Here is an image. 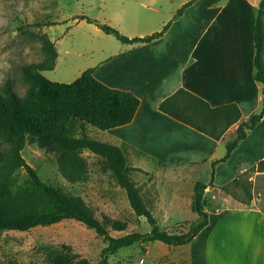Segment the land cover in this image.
<instances>
[{"label":"crops","instance_id":"0c3cea01","mask_svg":"<svg viewBox=\"0 0 264 264\" xmlns=\"http://www.w3.org/2000/svg\"><path fill=\"white\" fill-rule=\"evenodd\" d=\"M260 1L98 0L99 17L81 15L109 24L128 38L148 36L170 22L162 36L148 43H121L95 24L78 19L77 23L87 25L100 41L95 48L78 53L97 52L95 63L87 69L93 70L99 82L130 92L140 101L130 123L102 131L99 140L119 147L127 166L137 169L134 173H159L171 206L176 201L180 204L183 184L191 188L186 193L190 203L196 182L206 185L204 195L213 200L230 197L231 181L244 173L250 174L248 180L254 184L264 177V115L227 160L211 167L224 156L225 144L234 138L237 125L247 122L261 106L262 87L254 79L253 64V32ZM138 8L149 14H139ZM181 8V15L173 19ZM147 25L146 32L136 33L138 27ZM179 88L212 107L236 104L239 122L216 141L160 112L158 104ZM241 184L239 181L236 186ZM222 186L229 187L228 191L221 190ZM248 202L207 210V225L183 245L186 258L174 263L264 264V208L256 205L250 194Z\"/></svg>","mask_w":264,"mask_h":264},{"label":"trees","instance_id":"16d2710c","mask_svg":"<svg viewBox=\"0 0 264 264\" xmlns=\"http://www.w3.org/2000/svg\"><path fill=\"white\" fill-rule=\"evenodd\" d=\"M183 8L177 11L173 19L181 15ZM263 15L264 0H261L253 32L254 79L262 87L261 106L247 122L237 125L234 138L225 144L224 156L211 163L212 169L216 163L228 159L264 115ZM75 19H85L103 33L125 44L151 42L162 36L170 25L169 22L160 31L145 37L128 38L110 25L86 16ZM36 38L41 43L44 57L40 62L21 66L23 80L27 83L24 95H18L11 78L5 79L0 86V234L4 231L24 232L40 225L74 220L93 230L106 243L95 264H108L109 255L136 243L158 241L178 247L192 241L208 223L203 196L206 185L196 182L193 186L192 210L199 218L194 226L182 234L160 230L150 208L142 199L139 187L130 177L131 171L137 169L127 166L119 147L101 142L86 133L87 126L106 131L130 123L140 104L139 99L130 92L113 89L99 82L93 76L92 69L84 70L71 83L46 79L42 72L53 69L57 51L45 34L36 35ZM158 110L216 141L241 117L236 104L212 107L183 88L163 99L158 104ZM27 143L55 154L57 170L69 183L87 179V161L82 155L84 151L102 158L117 185L125 191L133 213L146 218L150 225L149 232H131L120 237L109 235L82 197L67 194L39 178L37 171L26 163L21 154ZM20 171L25 173L22 182L18 180ZM239 181L240 178H235L231 185L236 186ZM228 188L222 186L221 190L227 192ZM112 227L123 231L126 224L114 222ZM45 264L90 263L86 258L74 259L60 253L45 256Z\"/></svg>","mask_w":264,"mask_h":264},{"label":"rangeland","instance_id":"374dc122","mask_svg":"<svg viewBox=\"0 0 264 264\" xmlns=\"http://www.w3.org/2000/svg\"><path fill=\"white\" fill-rule=\"evenodd\" d=\"M97 2L98 0H0V86L5 79L11 78L18 95H24L27 83L23 80L21 66L43 59L44 52L36 38V35L41 34H46L55 42L58 52L53 69L42 72V75L59 83H71L79 77L83 70L95 63L97 52L93 51L92 55L86 52L81 56L78 53L95 48L100 41L92 36L87 25L77 23L78 19L75 17L82 14L90 18L99 17L101 8L96 6ZM137 11L144 16L149 14L142 8ZM148 26L138 27L136 33L146 32ZM101 134L102 131L89 128V135L93 138L99 140L102 138ZM21 154L43 182L59 187L67 194L82 197L92 215L103 224L109 235L120 237L131 232H149L150 225L146 218L137 217L133 213L125 191L117 185L102 158L84 151L82 155L87 161V179L69 183L57 170L55 154L47 153L29 143ZM130 175H133L132 181L138 184L142 199L150 208L160 230L182 234L198 222L199 218L192 210V199L190 203L187 202L189 195L186 193L190 191V186L182 185L185 193H182L180 204H176V201L171 206L166 195L167 189L162 186L164 179L159 173L153 175L131 171ZM249 176V173H244L240 176V186H230L227 193L230 197L217 196L210 200L209 195H203L204 209L216 211L248 205L249 194L256 205L264 208V177L254 184L248 180ZM24 179L25 173L20 171L19 182ZM201 179L205 180V176H201ZM114 222L125 223L126 228L123 231L114 230ZM105 246L103 238L93 230L74 220H62L24 232H2L0 264H45V256L60 253L74 259L86 258L90 264H95ZM185 248L168 246L158 241L136 243L109 255L107 263L135 264L142 261L143 264H175L174 262L186 258Z\"/></svg>","mask_w":264,"mask_h":264}]
</instances>
